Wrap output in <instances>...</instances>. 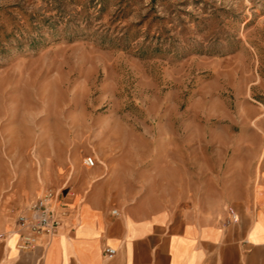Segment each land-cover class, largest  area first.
<instances>
[{
    "label": "rangeland",
    "instance_id": "rangeland-1",
    "mask_svg": "<svg viewBox=\"0 0 264 264\" xmlns=\"http://www.w3.org/2000/svg\"><path fill=\"white\" fill-rule=\"evenodd\" d=\"M221 183L264 205V0H0V214Z\"/></svg>",
    "mask_w": 264,
    "mask_h": 264
},
{
    "label": "crops",
    "instance_id": "crops-1",
    "mask_svg": "<svg viewBox=\"0 0 264 264\" xmlns=\"http://www.w3.org/2000/svg\"><path fill=\"white\" fill-rule=\"evenodd\" d=\"M187 180L184 188L197 187L194 177ZM208 181L219 185L214 177ZM222 185L199 198L157 189L114 202L98 186L78 200L51 236L35 234L30 247H21L29 232L16 224L30 205L15 220L0 214V264H264V205ZM120 186L110 182L111 189ZM106 248L114 249L112 256Z\"/></svg>",
    "mask_w": 264,
    "mask_h": 264
},
{
    "label": "built area",
    "instance_id": "built-area-1",
    "mask_svg": "<svg viewBox=\"0 0 264 264\" xmlns=\"http://www.w3.org/2000/svg\"><path fill=\"white\" fill-rule=\"evenodd\" d=\"M83 164L88 167H94L96 160L93 156H85L82 159ZM73 207L66 202H61L59 194L52 191H45L37 196L30 204L28 213L20 214L16 219V224L27 230L29 233L22 237L21 247H30L34 242V235L44 233L51 236L61 225V219L67 215ZM116 212L115 210L113 211ZM229 219H237L235 211L230 208ZM105 252L110 257L114 253L113 248H106Z\"/></svg>",
    "mask_w": 264,
    "mask_h": 264
}]
</instances>
